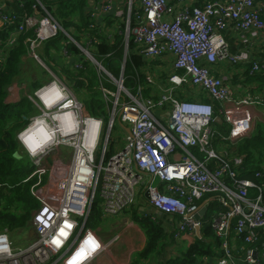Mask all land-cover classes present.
Returning <instances> with one entry per match:
<instances>
[{
	"label": "built area",
	"instance_id": "built-area-1",
	"mask_svg": "<svg viewBox=\"0 0 264 264\" xmlns=\"http://www.w3.org/2000/svg\"><path fill=\"white\" fill-rule=\"evenodd\" d=\"M85 15L89 28L96 29L98 35L78 42L44 6L33 5L30 13H22L18 29L6 42L5 47L10 48L19 34L32 31L33 37L24 42L26 59L35 61L48 79L33 93L27 91L26 84H13L7 90L8 94H30L27 98L33 113L15 137L32 167L23 182H32L29 191L37 209L32 216L35 239L26 247L16 246L7 232H0V264H91L107 248L88 226L96 196L97 207L106 217L129 211L140 198L152 220L165 217L172 222L174 243L182 235H194L203 224L209 225L222 242L221 264H235L229 245L232 228L244 244L261 247V251L258 247L246 249L244 263L261 264L264 150L256 157L251 174L255 182L240 175L250 167L246 155L228 157L222 146L251 136L255 125L250 107L264 108V98H234L225 79L215 76L210 67L219 61L237 65L246 59L244 53H231L227 42L231 32L240 44H264V4L259 0H203L197 5L193 0H90ZM16 21L15 15L0 16V25L9 27ZM123 33L124 60L130 36L145 69L153 60L173 56L174 73L166 77L164 86L142 69L148 88L165 91L157 98L144 97L141 86L135 94L130 93L123 86V75L116 79L94 59L96 37L112 43ZM60 35L65 39L60 53H52L54 61L72 72L85 61L91 62L99 80L106 76L116 86L107 122L85 114L62 69L50 63L55 68L51 70L39 58L37 50L42 44ZM68 44L84 59L69 54ZM262 71L264 54L252 64L250 73ZM183 87L196 90L197 99L180 98ZM102 93L104 97L111 94L105 89ZM211 102L218 103L228 133L215 128ZM115 118L130 132L122 129L120 146L121 141L111 139ZM32 146L37 149L31 151ZM61 148L66 152L61 154ZM250 189L257 191L255 198H249ZM209 195H217L218 204L226 210L218 206L208 217L210 201L205 198ZM203 202L207 220H197ZM117 239L115 236L112 242Z\"/></svg>",
	"mask_w": 264,
	"mask_h": 264
},
{
	"label": "trees",
	"instance_id": "trees-1",
	"mask_svg": "<svg viewBox=\"0 0 264 264\" xmlns=\"http://www.w3.org/2000/svg\"><path fill=\"white\" fill-rule=\"evenodd\" d=\"M259 1L264 4V0ZM39 3L48 10L49 14L64 30L79 35L80 38L75 36L76 41L81 42L86 36H94L98 33L96 29L89 28L90 20L85 15L90 6V0H0V4H4V7L0 9V16L6 14L17 17L16 23L9 27L0 25V53L2 54L0 56L2 59L0 60V232H7L8 234L19 229H27L30 222L32 224V216L37 208V202L29 191L32 182H23L30 173V168L26 165V161H29V159L26 155L19 153L20 148L15 137L16 133L27 124L29 116L33 113V108L27 98L10 100L7 90L13 84L29 83L30 85L36 82L32 80V77L36 76V71H39L40 67L35 61L26 59L28 50L24 42L26 39L33 37L32 31L19 34L12 47L7 48L5 45L10 33L18 29L22 13H30L32 6H39ZM107 23L108 26H111L113 21L109 18ZM130 29H132V25ZM122 32H124V27H122ZM96 38L98 43L95 44L92 55L97 62L116 79H119L123 72V86L130 93L135 94L138 86L147 87L142 72L144 61L142 57L134 52V43L131 36L129 37L128 54L125 60L124 33L116 36L115 41L112 43L106 41L103 37ZM64 39L65 37L60 35L53 40L44 42L37 50L39 58L46 64L53 63L55 67L62 69V76L83 104L85 114L101 118L104 122H107L108 112L111 108L110 101L112 93L116 92V86L106 76L107 84L100 83L96 68L91 62L85 61L80 69L72 72L68 68L66 69V66L54 61L55 57L52 56V53H60L61 42ZM67 50L69 54L84 59V56L73 44H68ZM27 61L33 62V68H26L25 63ZM225 82L229 87L232 85L231 81L225 80ZM246 82L255 85L256 90H263L264 71L254 74ZM102 89L111 94H105L104 97ZM204 99L205 102H209L208 99ZM211 105L214 116L219 117L218 103L211 102ZM214 126L220 133L226 134L229 131V127L225 123L221 125L215 123ZM245 141L248 144H245L243 150L249 152L245 155L246 162L249 163L250 167L247 171H242L240 175L257 182L251 174L256 167V157L260 156L262 150H264V131L259 130L258 134L255 133V135L252 133ZM248 195L249 198H255L257 191L250 189ZM205 199H210L211 206L212 204L218 205L221 210H226L225 206L218 204L217 195H209ZM100 215L97 202L94 201L90 209L89 221L92 218H99ZM203 220L207 219L204 218ZM138 221L147 241L143 250L135 255L131 264H140L141 261L152 257L154 254H163L168 244L166 243L167 239L170 240L169 238L173 237L163 230L164 226L162 227V225H164V222L169 221L165 217L152 220L151 215H148L139 218ZM240 242L244 246L241 250L242 254H245L246 248H256L259 245H247L241 239ZM215 245H220L219 238L214 235L209 225L203 224L201 239L195 238L193 243L185 251H182L179 258L168 259L159 264H197L198 260L203 257L214 256ZM261 264H264V261Z\"/></svg>",
	"mask_w": 264,
	"mask_h": 264
},
{
	"label": "crops",
	"instance_id": "crops-1",
	"mask_svg": "<svg viewBox=\"0 0 264 264\" xmlns=\"http://www.w3.org/2000/svg\"><path fill=\"white\" fill-rule=\"evenodd\" d=\"M203 0H193V4H201ZM227 42L230 46V51L232 54L244 53L246 59L240 62L237 65H231L227 61H219L217 64L210 67L212 73L222 79L231 81L230 92L234 98L242 99L246 95H259L264 98V89L256 90L255 85L247 84L246 80L253 77L254 73H250V69L253 63L259 62L261 56L264 54V44L252 43V44H240L237 41V35L231 32L227 36ZM173 56L167 55L157 60L150 62V68H143V70L150 72L155 78L158 84L164 86L163 81L166 78L162 77V73L167 72V76L174 73L172 63ZM163 74V76H164ZM158 77V78H157ZM147 85V84H146ZM253 86V87H250ZM165 91L159 88H143V96L157 98ZM184 92V91H183ZM179 97L182 99H191L196 100L198 94H179ZM250 111L254 119V135L258 134L259 130L264 131V108L251 106ZM257 126V128H256ZM121 127V126H120ZM121 129H124L121 127ZM125 131V130H124ZM245 144H248L245 140L239 142L238 144H227L226 147L222 145V151L228 156L231 157L234 154H247L249 152L244 151L243 147ZM217 146V147H218ZM118 148V146L116 147ZM114 149V148H113ZM210 200V199H209ZM264 205V203H263ZM143 201L139 198L135 206L132 207L129 211H125L118 217H106L103 216L100 212V216L106 219L105 229L107 230L104 235H101L100 230H96L97 236L102 245H107V248L91 263V264H131L133 258L137 255L146 245V236L143 230L140 227L139 218L147 212L143 210ZM99 210V209H98ZM205 216H202L201 219H204ZM169 220V219H168ZM164 232L166 234H171L174 232V227L172 222H164ZM202 229L199 230V236L196 233L194 235H182L181 239L176 243H170L174 241V238L167 239L168 243L165 247V251L160 255H153L148 259L141 261L140 264H159L164 263L168 259H176L180 257L182 251H185L190 244L193 243L194 238L201 236ZM229 245L232 249L233 259L235 264H245L244 263V253L242 254L241 250L244 248L242 246L240 239L234 234L233 229L230 231ZM118 236V239L113 241V238ZM220 240V239H219ZM212 242V241H210ZM220 245H215L214 247V256L213 257H203L198 260L197 264H221V259L223 258V249ZM259 251L261 247L257 246ZM247 249V248H246Z\"/></svg>",
	"mask_w": 264,
	"mask_h": 264
},
{
	"label": "rangeland",
	"instance_id": "rangeland-1",
	"mask_svg": "<svg viewBox=\"0 0 264 264\" xmlns=\"http://www.w3.org/2000/svg\"><path fill=\"white\" fill-rule=\"evenodd\" d=\"M75 36H77V35L76 34H72V37L74 39H76ZM25 64H26V68H30V67L33 68V62L32 61H27ZM48 65H49L51 70L55 69L50 64H48ZM35 70H36V65H35ZM24 72L27 75V71H26L25 68H24ZM163 74L164 73H162V77L166 78L167 77V72L164 74V76H163ZM47 79H48V74L44 70L42 71L39 68V71L38 70L36 71V76L32 77V80L36 81V82L31 83L30 85H29V83L26 84L27 91L29 93H33L38 87H40L42 85V83L46 82ZM98 81H99V78H98ZM99 82L100 83L102 82L103 84H107V78L104 76V77H102L100 79ZM189 90L190 89H188L186 87H183V89H180V94H184V92H185V94H197L196 90L195 91H189ZM25 93L26 92L22 91L20 94H9V99L13 101V100H19V99H22V98H27V96L30 95V94H25ZM28 101L30 102L29 99H28ZM30 104H31V102H30ZM123 137H124V132L122 131L117 118H115L114 126H113V129H112V132H111V139H112L113 142L121 141V142H119V146H120V145H122V140L121 139ZM60 150H61L60 151L61 154L66 152L65 148H61ZM112 150H113V147H112ZM19 153L23 154L21 149H19ZM199 158H201V156H199ZM26 165H27L28 168H30V171H31L32 167H31L30 161H26ZM95 201L96 202L99 201L98 196H96ZM217 209H218V205L216 206V205L212 204V206H211V204H210V206L208 208V211H209L208 217H210L211 215H214L217 212ZM105 222H106V219H104L103 217L99 216V218H92V219H90V221L88 219V223H89L88 226L91 227L94 230H98L99 229L100 230L99 232L101 233V235H104L106 233V231H107L105 229V225H104ZM32 232H33V226H32V224L30 222L29 227L27 229H24V230L23 229H19V230H16L14 232H10L9 236L11 238V241L16 246H18L20 248H24V247H26L29 243H31L35 239V237H34L35 235ZM196 238H198V237H196ZM170 243H174V241H171Z\"/></svg>",
	"mask_w": 264,
	"mask_h": 264
},
{
	"label": "water",
	"instance_id": "water-1",
	"mask_svg": "<svg viewBox=\"0 0 264 264\" xmlns=\"http://www.w3.org/2000/svg\"><path fill=\"white\" fill-rule=\"evenodd\" d=\"M124 65V64H123ZM123 75V72H122V74L120 75V78H121V76ZM119 78V79H120ZM119 81V80H118ZM214 123H217V124H219V125H221V124H223V121H222V119L220 118V117H215V119H214ZM120 124V123H119ZM120 126L122 127V128H124L126 131H127V133L128 134H130V132H129V130L126 128V127H124L122 124H120ZM147 197V196H146ZM148 198V197H147ZM204 204H205V202H203L202 203V208H201V210L199 211V213H198V215H196V219L197 220H199L202 216H204L205 215V213L207 212V208L204 206ZM199 230H200V228H197L196 229V234H197V236H199Z\"/></svg>",
	"mask_w": 264,
	"mask_h": 264
},
{
	"label": "bare ground",
	"instance_id": "bare-ground-1",
	"mask_svg": "<svg viewBox=\"0 0 264 264\" xmlns=\"http://www.w3.org/2000/svg\"><path fill=\"white\" fill-rule=\"evenodd\" d=\"M37 149V147H35V146H32L31 147V151H35ZM219 204H221V203H219ZM148 215H151L150 213H145L144 215H143V217H146V216H148ZM151 217H152V215H151ZM152 219H153V217H152Z\"/></svg>",
	"mask_w": 264,
	"mask_h": 264
}]
</instances>
